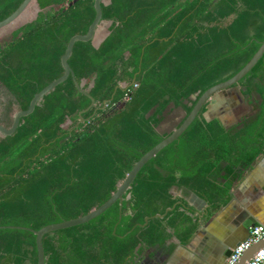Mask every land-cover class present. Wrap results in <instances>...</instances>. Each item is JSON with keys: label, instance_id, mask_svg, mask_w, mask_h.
<instances>
[{"label": "trees", "instance_id": "16d2710c", "mask_svg": "<svg viewBox=\"0 0 264 264\" xmlns=\"http://www.w3.org/2000/svg\"><path fill=\"white\" fill-rule=\"evenodd\" d=\"M23 2L0 0V22ZM107 3V38L98 48L76 43L69 60L94 107L86 112L92 100L69 77L13 136L0 137V264H38L33 231L105 204L134 165L170 135L158 132L167 109L184 110L179 127L200 96L235 76L264 42V0ZM33 5L35 19L0 46V85L19 111L63 76L69 41L86 35L96 16L95 0ZM234 88L254 101L253 116L228 129L207 122L203 108L180 139L141 170L122 212L118 202L88 224L46 235L45 264H139L173 235L187 243L198 225L176 192L194 194L216 213L264 156V57Z\"/></svg>", "mask_w": 264, "mask_h": 264}, {"label": "crops", "instance_id": "0c3cea01", "mask_svg": "<svg viewBox=\"0 0 264 264\" xmlns=\"http://www.w3.org/2000/svg\"><path fill=\"white\" fill-rule=\"evenodd\" d=\"M110 25L104 22L103 30L97 33L96 48L106 39ZM230 93L227 100H233L234 105L227 106L225 100L209 121L217 120L228 129L242 122L239 113L244 111L238 95ZM176 198L192 210L196 232L185 244L172 234L165 245L147 250L139 264H225L223 251H233L249 237L253 226L264 225V156L233 187L227 203L216 213H210V206L190 192L177 191Z\"/></svg>", "mask_w": 264, "mask_h": 264}, {"label": "water", "instance_id": "95a60500", "mask_svg": "<svg viewBox=\"0 0 264 264\" xmlns=\"http://www.w3.org/2000/svg\"><path fill=\"white\" fill-rule=\"evenodd\" d=\"M35 0H24V2L21 4V6L7 19L0 22V30L5 29L14 23H16L28 10V8L34 3ZM107 0H95V19L93 23L91 24L88 32L86 35H77L71 38L67 45L66 52L64 56L61 59V63L64 69V74L59 79L55 80L51 84H49L47 87H45L42 91L37 93L33 100L30 103V106L27 110L23 111L20 110L16 113L13 119L12 126L7 129L2 126H0V134L4 137L13 136L16 131L18 130L21 120L23 118L29 117L32 115L37 107V105L52 91H54L58 86L65 83L69 77H72L73 81L75 82V86L78 89V91L91 98L87 92H85L80 86L74 76V73L69 65V60L73 54V50L76 43H88V42H94L96 39V35L99 32L101 26L104 24L103 20V12H102V4H104ZM108 35V34H107ZM107 38V37H106ZM264 57V42L258 49V51L255 53L253 58L232 78L229 80L222 82L210 89H208L205 93H203L200 98L197 100L195 106L193 107L191 113L187 116L185 121L174 131L172 132L168 137H166L162 142H160L157 146H155L152 150H150L148 153H146L132 168V170L129 172V174L126 176V178L121 182L116 190V192L111 196V198L103 204L98 209L94 210L90 214L70 220L65 221L58 224L49 225L46 227H43L39 231H33L34 235L36 236V247H37V255H38V264H45L46 258H45V251L43 246V239L46 235L62 231L66 229H70L77 226H82L85 224L90 223L91 221L99 218L104 213H106L111 207H113L116 203L119 202L120 205V212H122L123 208V202H124V196L128 193L130 190L132 184L134 183L135 179L137 178L138 174L141 172V170L152 160L154 159L158 154H160L164 149L169 147L171 144L176 142L180 139V137L190 128V126L193 124V122L197 119L203 108H206L205 113H203V117L207 122L210 121V119L213 118V111L220 107V105L224 104V99L228 98L230 96V91L238 85L260 62V60ZM195 99V97H193ZM92 104L87 109L86 112H88L90 109H92L95 105L94 100L91 98ZM222 104V106H223ZM83 120V119H82ZM129 198V196H128ZM172 210H168L166 213L170 212ZM120 216V220H121ZM158 218H163V216H157ZM146 224L149 222V219L147 218ZM14 229V228H11ZM18 229V228H17ZM115 234V232H114ZM264 249V239L261 240L259 243L251 246L239 259L237 264H247L250 262L255 254H257L259 251ZM232 251H223L222 258L223 262L226 264V260L231 256ZM221 258V259H222Z\"/></svg>", "mask_w": 264, "mask_h": 264}, {"label": "rangeland", "instance_id": "374dc122", "mask_svg": "<svg viewBox=\"0 0 264 264\" xmlns=\"http://www.w3.org/2000/svg\"><path fill=\"white\" fill-rule=\"evenodd\" d=\"M108 1H106L107 3ZM37 14L35 5H31L25 14L13 25L0 30V46H4L13 39V34L23 25L32 22ZM103 30V25L100 30ZM96 44V43H95ZM231 91L238 95L241 107L245 108V101L241 98L238 88H233ZM19 111L14 98L0 85V124L6 128H10L13 124V119ZM185 117V112L181 108L174 109L171 105L163 115V120L158 127V132L162 135L171 134L177 129V126Z\"/></svg>", "mask_w": 264, "mask_h": 264}, {"label": "built area", "instance_id": "2783aa9c", "mask_svg": "<svg viewBox=\"0 0 264 264\" xmlns=\"http://www.w3.org/2000/svg\"><path fill=\"white\" fill-rule=\"evenodd\" d=\"M137 88V85L134 86ZM126 101L129 97H126ZM264 239V225L253 226L250 229L249 237L238 245L233 251L231 256L227 259L226 264H237L241 256L253 245L259 243ZM247 264H264V249L259 251L253 259Z\"/></svg>", "mask_w": 264, "mask_h": 264}, {"label": "flooded vegetation", "instance_id": "af4514ba", "mask_svg": "<svg viewBox=\"0 0 264 264\" xmlns=\"http://www.w3.org/2000/svg\"><path fill=\"white\" fill-rule=\"evenodd\" d=\"M224 100H226V103H227V106L229 105V106H233L234 105V102H233V100H227V98L226 99H224ZM252 100V99H251ZM244 100L245 101V108L244 107H242V110H244V111H240V113H239V119L241 120V121H244L245 119H248V118H250L251 116H253L254 114H255V110H254V101L252 100ZM253 111V112H252ZM238 119V118H237ZM0 126H2V127H4L3 125H1L0 124ZM4 128H6V127H4ZM7 129H9V128H7ZM0 137H2V135L0 134Z\"/></svg>", "mask_w": 264, "mask_h": 264}]
</instances>
